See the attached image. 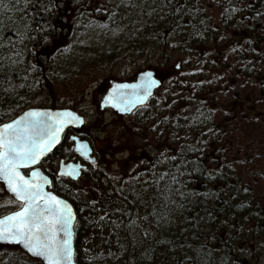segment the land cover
<instances>
[{"label": "trees", "instance_id": "obj_1", "mask_svg": "<svg viewBox=\"0 0 264 264\" xmlns=\"http://www.w3.org/2000/svg\"><path fill=\"white\" fill-rule=\"evenodd\" d=\"M66 1L81 14L82 21L76 24H92L84 20L94 0H0V57L6 58L0 60L2 113L9 114L6 109L28 103L41 83L49 85L50 65L54 72L67 63L60 54L45 56L42 52L56 34L54 23ZM5 2L15 4L20 24L11 23ZM155 2L151 11L148 6L143 8L145 28L161 29L162 48H169V53L175 51L184 57L199 54L196 68L207 71L186 72L171 85L192 92L194 97L185 101L186 107L171 104L177 114L170 112L173 117L169 121L162 116V130L173 132L172 143H163L167 144L166 152L159 153L163 157L157 159L159 151L151 149L150 164L141 162L147 159L144 157L131 169L113 173L100 164L93 172H85L82 180L89 179L88 184L54 177L53 189L69 199L77 212L76 262L239 264L233 261L240 256L236 250H242L247 264H264V166H259L264 143L251 157L244 153L241 159L226 158L223 135L234 137L231 134L238 126L227 125L235 119L232 105H225L231 94L221 93V104L217 92L227 75L233 76V83L249 77L264 83V36L256 33L258 28L264 29V0H244L245 4L222 0L215 15L208 14L200 0ZM109 3L112 13L119 14L115 2ZM47 18H51L50 24ZM143 37L145 41L147 36ZM235 38L238 44L232 49L200 51L204 43ZM5 119L1 117L0 122ZM65 156L70 152L63 143L48 158L46 168L56 170L59 159ZM157 165L169 172L162 179L154 173ZM253 177L255 185L245 180ZM18 253L25 260L19 264H33V260L41 264L19 248L2 251L1 264H18Z\"/></svg>", "mask_w": 264, "mask_h": 264}, {"label": "rangeland", "instance_id": "obj_2", "mask_svg": "<svg viewBox=\"0 0 264 264\" xmlns=\"http://www.w3.org/2000/svg\"><path fill=\"white\" fill-rule=\"evenodd\" d=\"M200 1L205 8L214 13L213 15L218 14L219 9L207 7L206 4L217 7V5L223 3H221L222 0ZM236 1L239 4L242 2L245 4L244 0ZM66 2L61 11L63 17L60 18V23L56 21L60 25L59 31L55 34L53 41L43 46L42 52L45 56L52 55L54 46L57 44L58 47L54 51L60 54L62 60H66L67 63H62L58 68L59 71L56 70L54 72H52L54 70L52 67L54 66L50 65L48 73L50 78L49 85L43 86L41 83L28 103L24 102V105L20 104L18 107L6 109L5 111L7 113L10 112L9 114L0 111V118L6 116V119L3 121L10 120L30 106H70L81 111L88 119L83 130L93 141L99 154L97 168H100L99 165L101 164L110 173L129 170L132 168V164L140 162L138 159L141 160L144 157L147 159L141 160V162L150 164L151 157H149L150 151L148 150L151 149L159 151L157 152V156L159 155L157 159L163 157L164 155L159 154L166 152L164 147L167 144L163 143H172V138L167 137L163 142L162 138L160 139L154 131H158L159 125L156 124L154 126V122L150 119L151 122H148L146 126H152V128L150 130L144 129V120L142 118V112H145V109L152 116L153 121L154 115H160V112L156 114L149 107L150 104H148L145 106V109L142 108L127 118H120L112 111H100L98 106L99 96L106 90L111 79L125 80L126 78L133 77L141 69L154 67L160 71L162 77L165 79L163 87L159 90V98L164 108V110L161 109V117L164 116L169 121L173 117L170 115V112L173 111L171 104L173 106L184 104L186 107L185 101L194 97L192 92L187 93L184 91V88L178 89L171 85L179 77V72L188 74L186 72H197L204 68H196L199 58L197 56L199 54L184 57L179 56L180 54L175 51L169 53V48H162V42L160 41L161 29H158V27L146 29L141 23L137 25L135 20L144 18V16L142 17L138 14L123 17L111 16L109 28L106 25L96 26L94 23H86L84 25L74 23L71 30L69 28L61 29V25L64 24L63 18L73 20L78 12L72 2ZM141 5L146 6L147 1L143 0ZM92 8L93 6H90V11ZM101 23L105 22L102 20L99 24ZM155 32L157 33L153 34ZM256 33L258 36H264V29L258 28ZM143 36H147L145 41V37ZM61 40H65L67 43H61ZM229 43L234 44L230 41L228 43L227 41L224 43L218 42L215 45L204 43L200 47V51L207 52L212 49V53L217 50L222 52L223 47L228 46ZM156 44L161 47L156 48ZM137 45H140V47H137ZM262 48L264 50V43ZM145 52L148 54L147 56ZM164 57H169L171 60L165 63ZM161 60L163 63L158 64ZM193 68L196 69L193 70ZM205 70L207 71V69ZM205 70L204 72H206ZM213 75L216 74L212 73ZM226 78V81L221 84L217 91L218 98L222 104L224 98L221 93L223 95L231 94L232 99L225 105H232L233 111L231 112L234 114L235 119L227 125L228 127L238 126L231 134L234 137L223 135L228 152H226V158L241 159L244 153L251 157L255 148H259L264 143V83L260 82L259 84L258 81L250 77L246 79L242 78L240 81H234V83L231 81L232 75H227ZM244 80L245 82H243ZM210 92H215L212 87ZM173 112L174 116H176L177 113ZM218 116H220V113L219 115L217 114ZM242 131L245 133H242ZM170 133L173 135L172 131ZM195 147L198 148V145ZM219 154L223 153L219 152ZM159 164H161L160 160ZM259 166H264V159H259ZM253 167L254 169L257 168L255 165ZM157 169H162L165 173V168L161 167V165H157ZM246 169H250V167ZM160 174L161 170L157 176H160ZM255 179L256 177L251 179L245 178L246 181L252 182L253 185L256 184ZM82 181L84 184L89 183V179ZM17 206L18 204L14 202L5 191L4 186L0 184V216ZM2 249L0 248V251ZM18 254L17 260L19 264L25 260L22 259L20 253ZM32 263L39 264L35 260Z\"/></svg>", "mask_w": 264, "mask_h": 264}, {"label": "water", "instance_id": "obj_3", "mask_svg": "<svg viewBox=\"0 0 264 264\" xmlns=\"http://www.w3.org/2000/svg\"><path fill=\"white\" fill-rule=\"evenodd\" d=\"M160 85L159 73L153 69L139 72L133 81H112L101 106L120 114L132 113ZM84 123V117L71 108L31 107L0 125V182L22 203L18 210L0 217V242L19 245L43 264H76L77 216L73 204L51 190L52 178L38 165L60 145L68 128L81 127ZM73 138L76 150L94 160L89 142L77 136ZM84 167L63 160L58 173L76 180ZM29 168L30 172L25 173ZM25 209L27 215L23 217L21 231V219L10 218Z\"/></svg>", "mask_w": 264, "mask_h": 264}, {"label": "flooded vegetation", "instance_id": "obj_4", "mask_svg": "<svg viewBox=\"0 0 264 264\" xmlns=\"http://www.w3.org/2000/svg\"><path fill=\"white\" fill-rule=\"evenodd\" d=\"M110 0H94L93 1V12L91 10V12L88 14V16L86 17L85 15V18L88 19L86 22H89L91 21V23L96 26H104L106 25L108 28L110 27L109 24H110V17L112 16L111 13H112V3H109L107 2ZM67 2H65L66 4ZM70 3V2H69ZM139 6L141 7V4L139 3ZM116 17H120L119 15H115ZM63 15L60 14L58 17H57V21H59L60 23V18H62ZM113 17V16H112ZM51 18H47V23L50 24L51 22L49 21ZM95 19V20H94ZM104 21L105 23H101L99 24L100 21ZM82 21V17H81V14H79L77 12L76 16L73 18V20H69V19H65V17L63 18V23L61 26L62 28L61 29H65V28H69L70 30L72 29L73 27V24L75 22H78L80 23ZM55 24V23H54ZM56 26H60L58 23L55 24V27ZM57 31V30H56ZM110 87V84L107 86L106 90H104L101 94H100V99H102V97L104 96V94L106 93V91L109 89ZM150 104V108L155 111V113H159L160 112V115H154V121H153V118L152 116L149 115V113H147V110L145 109V107H143L145 109V112H142V118H143V125H144V129H151L152 126H146L148 124V122H151L150 119L152 120V122H154V126H156V124L160 125L161 121H162V117H161V109H162V103L160 101V98H159V95H155L152 99H151V102L149 103ZM173 106V105H172ZM101 108V107H100ZM143 109V110H144ZM103 111H112L114 112V114H116L117 116L118 113L113 111L112 109H102ZM146 122V123H145ZM157 125V126H158ZM154 128V127H153ZM159 128L158 127V131H159ZM156 129V127H155ZM155 133H157V136L159 135V132L157 130H154ZM157 131V132H156ZM75 134L77 135H80L82 138H86L88 137L86 133H84V130L83 129H70L69 131H67V134H66V140L65 142L68 143V150L70 152H72V154L76 155L75 157V160L79 161L81 160L83 163L87 164L88 161L84 158H82L79 153L77 151H75L74 149V141L71 140V137L74 136ZM89 138V137H88ZM90 140V139H89ZM91 145L93 147V150H94V154L95 156L97 157V149L95 148V146L93 145V143L91 142ZM75 152V153H74ZM74 155H73V158H74ZM0 248H5V250L3 251H11V250H16L17 247L16 246H7V245H1L0 244ZM2 263V250L0 251V264Z\"/></svg>", "mask_w": 264, "mask_h": 264}, {"label": "bare ground", "instance_id": "obj_5", "mask_svg": "<svg viewBox=\"0 0 264 264\" xmlns=\"http://www.w3.org/2000/svg\"><path fill=\"white\" fill-rule=\"evenodd\" d=\"M112 1H114V2H116L117 3V1L119 2V4L121 5L122 3L123 4H126L127 5V9H126V11H124V13H122V15L120 14H117V15H119L120 17H123V16H131V15H136V14H138L139 16H145V13H144V10H143V7H140L139 5H136V4H134L133 3V0H112ZM4 6H5V8H6V10H7V12H8V14H9V16H10V18H11V23L12 24H20V18H21V15L20 14H18V10H17V8H16V6H15V4H13V3H10V4H7V2H5V4H4ZM91 12V11H90ZM116 12L117 11H114V13H111V15L112 16H115L116 15ZM86 17H87V13H86ZM144 19V18H143ZM142 18H138V19H136L135 20V23L137 24V25H139V23H141L142 24V26H144V20H143ZM88 19H85L84 20V22H86ZM12 21H14V22H12ZM57 21V20H56ZM76 23V22H75ZM78 23V22H77ZM55 24H57L56 22H55ZM15 26V25H14ZM74 26V25H73ZM73 28V27H72ZM64 29V28H63ZM56 30L57 31H55V33L57 34L58 33V31H59V26H56ZM55 35L52 37V40L51 41H53L55 38ZM127 39H129L128 37H127ZM48 42H50V41H48ZM5 57L4 56H1L0 57V60H4L5 61ZM182 117H184V118H187V119H193V118H191L190 116H186V115H183ZM180 121V123L181 122H185L184 120H179ZM146 123V122H145ZM162 126H165V123L164 122H162L161 121V123H160V125H159V127H162ZM64 143H65V147H67V145H68V143H66L65 141H64ZM86 160L88 161V163L87 164H85L86 165V168H87V171H90V172H93L95 169H97V165H96V162H93L92 160H90V159H87L86 158ZM161 170V174H160V176H159V179H162L163 177H165V175L167 174V173H169V172H167L166 170H165V173L163 172V170L162 169H157L156 168V170L154 171V173L157 175L158 173H159V171ZM86 171V172H87ZM197 172H199V169L198 170H196ZM237 251V255H240L239 256V258L236 260V259H234V263H237V262H239V264H247L248 263V260H247V257L244 255V253L242 252V250H236ZM233 258V257H232Z\"/></svg>", "mask_w": 264, "mask_h": 264}, {"label": "snow or ice", "instance_id": "obj_6", "mask_svg": "<svg viewBox=\"0 0 264 264\" xmlns=\"http://www.w3.org/2000/svg\"><path fill=\"white\" fill-rule=\"evenodd\" d=\"M13 191H16L15 188H13ZM27 215V209H25L24 212L17 214V217H12L10 219L16 220L17 218L21 219V225L19 226L20 230L23 231V217ZM3 231H8V229H3Z\"/></svg>", "mask_w": 264, "mask_h": 264}]
</instances>
